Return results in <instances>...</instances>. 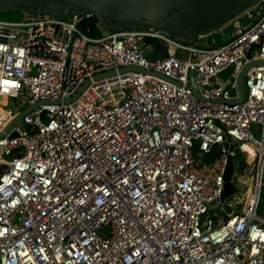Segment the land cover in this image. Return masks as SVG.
<instances>
[{
  "label": "built area",
  "instance_id": "built-area-1",
  "mask_svg": "<svg viewBox=\"0 0 264 264\" xmlns=\"http://www.w3.org/2000/svg\"><path fill=\"white\" fill-rule=\"evenodd\" d=\"M82 19L0 20V264H264V0L217 48Z\"/></svg>",
  "mask_w": 264,
  "mask_h": 264
},
{
  "label": "water",
  "instance_id": "water-1",
  "mask_svg": "<svg viewBox=\"0 0 264 264\" xmlns=\"http://www.w3.org/2000/svg\"><path fill=\"white\" fill-rule=\"evenodd\" d=\"M263 0H0V12L22 11L55 16H82L96 19L100 25L111 31L152 30L169 38L189 43L192 47L204 38L221 31L245 12L254 9ZM152 39H145L142 50L148 49ZM264 66V61L246 64L236 80V102L244 98L243 79L254 67ZM121 72L147 73L168 82L159 74L129 67ZM193 95L198 97L190 77ZM33 107L20 112L2 137L17 124ZM11 137H15L13 134ZM234 161L228 158L224 173V190L220 198L223 203L232 197L236 189L231 183ZM216 202L210 203L215 206ZM227 212L230 209L225 208ZM215 227L213 223L212 228Z\"/></svg>",
  "mask_w": 264,
  "mask_h": 264
},
{
  "label": "trees",
  "instance_id": "trees-1",
  "mask_svg": "<svg viewBox=\"0 0 264 264\" xmlns=\"http://www.w3.org/2000/svg\"><path fill=\"white\" fill-rule=\"evenodd\" d=\"M22 16V11H10V12H0V20L1 21H18ZM63 19H69L68 17L63 16ZM81 30L89 29L90 30V36L91 37H99L102 33V31L107 32H114L108 29L103 28L100 23L94 18H85L83 17L81 25L79 26ZM231 31L230 26H226L221 31L212 34L211 36L201 39L200 42H211L212 40H215L216 45L214 47L217 48L218 45H220V37L221 33H228ZM187 44L186 42H182ZM167 47L160 41V40H153L152 44L148 49H146V54L149 59H155V58H163L167 55ZM219 155V152L217 150H214L210 155L204 156V162L210 163L213 162L217 156ZM241 161L240 159L235 160V162ZM262 203L260 205V208L258 210V213L261 209Z\"/></svg>",
  "mask_w": 264,
  "mask_h": 264
},
{
  "label": "rangeland",
  "instance_id": "rangeland-1",
  "mask_svg": "<svg viewBox=\"0 0 264 264\" xmlns=\"http://www.w3.org/2000/svg\"><path fill=\"white\" fill-rule=\"evenodd\" d=\"M61 18L63 19L64 17L61 16ZM204 43H206L205 40L202 41V42L199 41V44H200V45H202V44H204ZM148 48H149V47H148ZM226 78H227V75H222V76H221V79H222V80H224V79H226ZM14 102H15V101H14ZM12 103H13V102H12L11 100H9V99H4V98H1V99H0V107H2V108H12ZM237 192H239V189H237ZM216 212H217V211L214 209V211L211 210V211L209 212V214H211V216H212L213 213H216ZM258 215H259L261 218H264V198H263V200H262V206H261V209H260Z\"/></svg>",
  "mask_w": 264,
  "mask_h": 264
}]
</instances>
